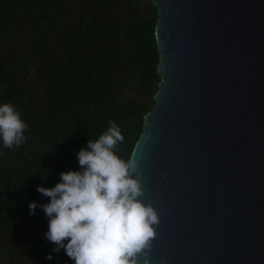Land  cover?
I'll use <instances>...</instances> for the list:
<instances>
[{
  "label": "water",
  "instance_id": "95a60500",
  "mask_svg": "<svg viewBox=\"0 0 264 264\" xmlns=\"http://www.w3.org/2000/svg\"><path fill=\"white\" fill-rule=\"evenodd\" d=\"M150 1L162 80L132 154L160 219L149 264H264V0Z\"/></svg>",
  "mask_w": 264,
  "mask_h": 264
},
{
  "label": "trees",
  "instance_id": "16d2710c",
  "mask_svg": "<svg viewBox=\"0 0 264 264\" xmlns=\"http://www.w3.org/2000/svg\"><path fill=\"white\" fill-rule=\"evenodd\" d=\"M157 20L150 0H0V106L28 125L20 147L0 139V264H74L45 238L37 187L81 171L76 154L110 121L132 157L162 80Z\"/></svg>",
  "mask_w": 264,
  "mask_h": 264
},
{
  "label": "clouds",
  "instance_id": "9594fccd",
  "mask_svg": "<svg viewBox=\"0 0 264 264\" xmlns=\"http://www.w3.org/2000/svg\"><path fill=\"white\" fill-rule=\"evenodd\" d=\"M27 128L12 104L0 106V139L5 148L25 143ZM124 140L120 127L110 121L96 141L88 140L76 154L81 171L61 173L55 187H37L50 198L40 205L48 218L45 238L55 245L53 252L63 249L74 264H149L160 219L152 204L142 200L139 161L116 154ZM37 206L29 203L30 215Z\"/></svg>",
  "mask_w": 264,
  "mask_h": 264
}]
</instances>
